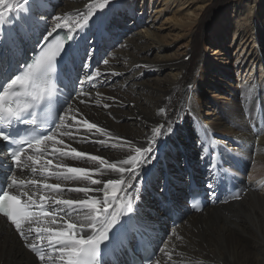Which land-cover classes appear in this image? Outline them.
Masks as SVG:
<instances>
[{
  "label": "bare ground",
  "instance_id": "bare-ground-1",
  "mask_svg": "<svg viewBox=\"0 0 264 264\" xmlns=\"http://www.w3.org/2000/svg\"><path fill=\"white\" fill-rule=\"evenodd\" d=\"M12 1L17 0H7L8 3ZM113 1L111 0V3ZM139 1L144 5L137 10L135 6ZM189 1L120 0L114 2L113 7L110 8L107 5L108 7L101 11L104 0H41L42 7L37 13V19L43 16V20L39 29L34 33L47 34L48 31H51L56 23L54 17L68 19L69 21L61 20L60 22L62 25H66L65 27L69 30L76 23H83L81 18V14L84 13L83 5L88 7L95 5L96 12H98H94L95 16L92 19L102 16L106 24L104 35L120 34L117 46L105 54L95 71L102 74L103 86L88 90L83 97H73L61 114L68 118V122L64 123L63 128H55L50 133L55 134V141L58 143L49 142L62 147L64 151L69 152L74 147L78 152L87 154L80 159H73L69 156L58 161L66 169L78 168L94 171L96 174L92 175L90 179H100L105 182L109 179H120L119 172L107 170V165L102 167L98 161L89 160L88 156H100L109 162L125 159L129 154V149L126 146L121 147L125 141L147 147V141L152 138L154 127L163 125L162 131L166 132L167 126L171 124L177 132L181 124L188 118H194L195 121V123L192 121L190 125L193 129L192 135L195 137L194 149L190 150L189 144H187L188 139L190 140L192 137L191 134L180 132V135L171 141L172 144L179 143L177 157L175 150L167 155L166 160L165 151L153 161L154 168L153 165L144 166L146 169L152 168L151 172L146 173L150 174L148 182L153 187L157 183L155 179L158 181L161 179V171L159 172L157 167L161 165V160L173 162L177 159L174 164H179L178 158L182 152L190 155L192 152L195 153V144L200 137L210 139L211 136H215L217 140L220 137L225 140L222 142L226 148L232 150L237 147L236 144H241L239 153L253 159L251 172L253 167L263 163L264 129H260L262 132L260 135H254L250 126L258 122L254 116L255 112L259 108L264 110V0H203V11H201L202 7L197 10L195 8L179 19L182 23H178V25L187 39L183 51L179 54L162 53L163 44L167 40L162 37L157 38L155 32L150 29L152 23L147 24L148 20L145 19L144 14L146 7L149 5L155 9L163 7L165 10L170 7L173 9L176 4H180L178 10L182 8L189 10L190 3L193 2ZM22 2L23 0L20 3ZM56 3H58L57 13H52L50 10ZM157 3L159 4L155 6ZM212 4L213 9L217 6H222L224 9L221 19H224L223 21L226 23L221 21L223 28L217 27V20L220 18L214 21L211 27L209 25L207 12ZM87 13L88 8L85 15ZM173 14L176 15L177 12L174 11ZM198 16L199 19H197ZM199 20H204L205 27L209 25V31L216 28L222 41H224L223 34L226 32L224 27L229 22L231 26H234L232 33L235 35L237 32L241 35L240 39L249 42H244L245 47H251L253 43L256 48L255 53L253 52L254 48L245 52V54L250 53L251 60L249 61L248 57L245 59L247 61L241 62L245 68L250 70V79L236 81L232 101L227 104L226 114L222 119L204 120L201 117L196 119L198 107L194 103L193 97L199 98V94L202 96L200 89H203L205 83L209 84L208 81L211 82L210 75L214 73L220 75L219 70L215 71L217 68H221L229 74V69H226L225 66L222 67L212 55L203 57L204 61L201 63L200 69L205 74H196L199 71L198 62H193L191 68L187 57L191 50L199 45L200 34L204 29L203 23L198 22ZM172 22H174L173 19ZM197 22L199 34L194 30ZM14 23L15 20L0 23V35L2 31H8ZM136 23L143 25L132 32ZM132 24L134 25L132 26ZM74 33L91 37L89 30L81 32L80 29H76ZM153 49L156 58L149 60L148 56ZM212 49L214 50V48ZM222 50L223 52L217 50L215 54L219 52L217 55H227V49ZM194 52L198 55L197 50ZM105 60L108 61L107 64L104 63ZM141 71L146 77L137 79L136 75ZM202 74L205 83L201 81L202 79L198 80L201 83L195 82L196 77ZM123 85L126 86L125 89H123ZM188 91H191L189 100L187 98ZM81 100L84 102L81 103ZM69 105H71V111H69ZM161 109L164 111L162 112ZM160 113H164V115ZM187 114L193 117L187 118ZM84 120L96 124L107 134L97 132L96 129L88 130L83 123ZM64 131L71 132V138L68 135H63ZM164 138V136H157L158 141H162ZM226 141L234 142V145H228L229 143ZM223 148L226 154V148ZM57 169H62V167H57ZM100 171H103L104 174L101 175ZM68 175L76 178L68 180L62 178L58 182L59 185L66 187L63 198L86 199L84 193H76L68 191V189L88 186L93 189H101L90 192L89 196L98 201L105 199L103 183L91 185L90 179L83 178L82 173H68ZM173 177L181 180L178 174L176 176L173 174ZM124 179L133 184L139 182V178L133 180L128 173L124 174ZM117 187L119 188V186ZM259 191L262 190L245 192L236 201H225L223 204L205 206L201 212L185 217L176 228L168 229L165 240L159 246L160 254L152 261V264H264V195ZM116 194L111 188L108 189L109 199ZM133 199L139 214L151 204L148 194L146 195L143 190L138 200L135 196ZM86 212L87 209H78L68 222H74L77 225L83 223V216ZM138 217L142 219L141 216ZM59 221L61 220L59 219ZM0 224L2 225V220H0ZM0 264L42 263L37 262L24 249L21 242L11 238L7 229L0 227Z\"/></svg>",
  "mask_w": 264,
  "mask_h": 264
},
{
  "label": "snow or ice",
  "instance_id": "snow-or-ice-1",
  "mask_svg": "<svg viewBox=\"0 0 264 264\" xmlns=\"http://www.w3.org/2000/svg\"><path fill=\"white\" fill-rule=\"evenodd\" d=\"M110 3L111 0H104L101 8ZM41 7V0H23L22 3L16 2L15 4L8 3L7 0H0V23H6L7 20H15L12 27L0 35V89H2L0 91V142L7 143L11 159L15 167L20 170H23L21 168L22 153H26L33 148L38 149L41 144H46L48 141L58 143L55 141L54 133L50 135L45 134V132L52 131L50 127L36 131V119L34 117L29 119V117L33 116L31 109L37 105L52 103L63 108V105L59 101L58 93L60 90L58 85L64 79L73 82V74L78 73L80 67L89 71L85 72V80L80 81L81 90L78 92V96L86 95L83 90L85 83L94 87V79L100 76L98 71L91 72L90 61L93 53H90L88 49L92 47V44L96 40L103 39L106 24L102 16L96 17L93 20L92 17L95 16V13L91 10L86 15L81 14L82 24L76 23L69 29L67 36L64 38L69 42L66 46H63L61 41L57 40L55 41V47L49 45L44 48L32 63H28L27 61L21 63L15 60L12 50L17 46L18 38L21 36L30 38V35L34 34L40 27L43 16L37 19V13ZM61 19V17H54L56 23L51 31L47 32L44 38L45 41L57 29L66 26L61 24ZM76 29H80L81 32L89 30L91 32L90 38L92 43H89L90 38L87 35L83 37V43H81L77 35H73ZM5 52L8 53L7 58L4 57ZM85 57L88 59L85 60ZM104 63L107 64L108 61L105 60ZM22 98L24 100L23 107L19 103ZM83 102L81 100V103ZM68 108L69 111L72 110L71 105ZM161 111L163 112L164 109H161ZM59 119L61 121L60 127L63 128L66 117L60 115ZM83 123L88 130L96 129L97 132L107 134L104 129L99 128L94 123H90L87 120H84ZM163 128L164 126L161 125L152 129V138L147 141V147L137 146L130 141H125L121 145V147L126 146L129 149V154L125 159L109 162L100 156H88L89 160L98 161L102 167L107 165V170L119 172L120 179H109L106 182L100 179H90L96 172L78 168H67L66 172L54 173L58 177L62 176L65 180L76 178L68 175V173H82L83 178L90 179L91 185L103 183V191L105 193V199L98 201L96 198L89 196V193L100 191L101 189H93L88 186L75 187L68 189V191L84 193L86 199H58L51 201V203L57 206L54 215L59 216L61 222L66 224L68 234L65 236L64 232H57L56 235L60 237L58 249L52 245L51 239H49V246L53 247L54 251H58L61 256L67 258L66 264H103L102 253L113 243L120 228L123 227V225L119 227L114 226L118 224L121 216H128L136 210L133 197L135 196L137 200L139 199V195L143 190L141 185L144 181V175L146 172L152 171V168L146 169L144 166L153 165L154 168L153 161L169 149L168 139L176 134V130L171 124L167 126L166 132L162 131ZM22 133L30 135V139L18 143L16 138L21 136ZM62 134L68 135L70 138L72 135L69 131H64ZM157 136H164L165 139L158 141ZM60 155L80 159L87 154L78 152L73 148L69 152H61ZM28 159H32V157L29 156ZM49 163L51 162L49 161ZM216 168L217 165L214 163L209 169V177L212 179H215L213 170ZM125 173L130 174L133 180L139 178V182L133 184L126 181L124 179ZM100 174L103 175V171H100ZM25 183L35 185L37 182L35 180L18 182L14 176L8 185L9 191H5L0 186V193H2L0 195V214L7 217L11 224L15 226L21 238L26 241V246L43 261L44 254L41 249L35 243H27L32 232H36V238L39 239L42 230L40 228L28 227L27 234L25 232V225L30 226L36 216V213L31 210L34 202L29 197L28 202L22 204L20 198L10 194L11 189L24 187ZM208 186L210 188L214 187L212 183ZM45 187L52 189L56 194L63 191L58 184H47ZM109 188L114 193H117L111 199L108 198ZM235 198L238 199L239 197L236 196ZM41 199L43 200V197ZM77 209H87V212L83 216L84 222L79 225L74 222H68L73 212ZM40 211L43 212V205H41ZM53 222L55 223V219ZM86 229L91 234H86ZM44 231H47V229H44ZM147 260L148 264H152L151 257H148Z\"/></svg>",
  "mask_w": 264,
  "mask_h": 264
},
{
  "label": "rangeland",
  "instance_id": "rangeland-1",
  "mask_svg": "<svg viewBox=\"0 0 264 264\" xmlns=\"http://www.w3.org/2000/svg\"><path fill=\"white\" fill-rule=\"evenodd\" d=\"M21 1L22 0H17V1H12L10 3L15 4L16 2L20 3ZM116 1H120V0H114L111 3V5L109 4L108 6L110 8L113 7L115 5L114 2H116ZM191 1H193V2H191ZM189 2H191L190 3L191 7L189 10H187L186 8L185 9L182 8V9L178 10L180 4H176L173 7V9H172V7H170V8H166L165 10L163 9V7H161V8L158 7L157 9L151 8L153 6H150V5L148 7H146L144 14H145V19L148 20V21H146L147 24L149 22L152 23V26L150 27V29L155 32L157 38L162 37L163 39L167 40L166 43L163 44V52L162 53L179 54L181 51H183L184 46H185V42L187 39L183 34L184 32L180 30L178 23H182V22L179 19L185 13H188V11L190 13L195 8L197 10V9H200L202 7L201 11H203V9H204L203 0H190ZM158 4L159 3H157L155 6H157ZM143 5L144 4H142L139 1L136 4L135 8L138 10V8H140ZM57 6H58V3H56L54 6H52L50 11L52 13L53 12L57 13V11H56ZM108 6L106 5L104 8L101 9V11L103 9L107 8ZM213 7H214L213 4L210 5L208 8V12H207L208 17H209L208 18L209 25L211 27L213 22L220 18L219 20H217L218 21L217 27L223 28L221 21H223L224 19L222 20L221 16L224 13V9L222 6L221 7L217 6V8H214V9H213ZM87 8H88V12L90 10L95 12V13L98 12V11L96 12L97 7L95 5H94V7L93 6L88 7V6L83 5L82 6V9L84 11L83 14H85ZM174 11L177 12L176 15L173 14ZM199 18L200 17L198 16L197 19H199ZM172 19L174 22H172ZM61 20L69 21L66 18H63ZM200 21L203 23L202 25H203L204 29L202 30V32L200 34L199 45L197 47H195L194 49H192L191 52L189 53L188 57H187L191 68L193 67L192 66L193 62H198L199 63V71L196 72V74L197 75L199 73L205 74L200 69L201 63L204 61L203 57L205 55H212L213 57L216 58V60H218L220 62L222 67L225 66L226 69L227 68L229 69L228 70L229 74H227L221 68H217L215 71L219 70V72H221L220 75H217L216 73H214V74L209 76L211 82L208 81V83L209 84L213 83L214 84L213 86L211 84H210L211 85L210 86L209 84L204 82L205 79L203 78V74L201 76L199 75L198 77H196L197 79L195 80V82L201 83L198 80L202 79L201 81H203L206 84L205 86H203V89H205V90L200 89L202 96H201V94H199V98L193 97V101L198 107V116H196L197 117L196 119H198L199 117H201L204 120H215L216 118L222 119L225 117L226 110H227V107H226L227 104H229L232 101L234 85L239 80L240 81H242V80L247 81L250 79V75H249L250 70L248 68H245L241 61H247L245 59H248V57L250 58V53L245 54V52L248 51L249 49L253 50V48L255 47V44L252 43L251 47H247V46L245 47L244 42L245 41L247 43H249V42L247 40L240 39L241 35L237 34V32L234 35L232 33L234 26H231V24L229 22H228V25H225V27H224L226 32H224V34H223L224 41H222L218 36L219 33H217L216 28H212L209 31L208 30L209 25H207V27H205L204 20H199L198 22H200ZM198 22L195 24L194 30L199 34ZM223 23H226V22L223 21ZM133 25L134 24H132V26ZM141 25H143V24L136 23V25H134L132 28V32H134L136 29H139L141 27ZM216 39H218V40L216 41ZM218 44H220V46H218ZM249 46H250V44H249ZM212 48H214V50ZM225 48L227 49V55H222V56L217 55V54H219V52L217 54H215L217 52V50H220V52H223L222 49H225ZM257 48H258V45H257ZM194 50L198 51V55L194 52ZM255 50H256V48H254V50H253L254 53L256 52ZM250 52H252V51H250ZM155 58H156V54H155L154 49H153V51L149 54L148 59L153 60ZM223 58H225V59H223ZM248 60L250 61L251 58ZM119 66H120V64H119ZM225 68H224V70H225ZM145 71L147 72V69ZM223 74H225V75H223ZM215 75H216V77H215ZM136 77H137V79H143L146 77V75H144L143 72L141 71L140 73H138L136 75ZM251 78H252V76H251ZM125 88H126V86L123 85V89H125ZM200 88H201V86H200ZM187 94H188L187 98L189 100L191 98L190 97L191 91H188ZM160 114L164 115V113H160ZM188 117H193V116L192 115L190 116L189 114H187V118ZM192 121L195 123L194 118H188L187 120H185L181 124V126L179 127L176 134L168 139V142H170V144H169V149L166 150V154H165L166 160H167V155H169L171 152H173L175 150L177 151L176 157L179 155V148H178L179 143L175 142L172 144L171 141L173 139H175L176 137H178L180 135V132H184L185 134H187V133L191 134L193 139H192V137L190 140L187 138L188 139L187 144H189L190 150L194 149V143L193 142L195 140V137L192 135L193 129L190 126ZM201 121H203V120H201ZM69 148H71V147H69ZM175 161H177V159H175L173 162L170 161L169 164H174ZM257 165L254 168V176H256V175L259 176V175L264 174V161H263V163L259 164L258 166ZM78 185H80V184L78 183ZM259 192L264 195V191H259ZM177 245H178V243H177ZM188 260H192V259H188Z\"/></svg>",
  "mask_w": 264,
  "mask_h": 264
}]
</instances>
